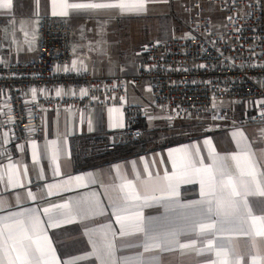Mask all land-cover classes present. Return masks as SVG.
I'll return each mask as SVG.
<instances>
[{
  "label": "snow or ice",
  "instance_id": "obj_1",
  "mask_svg": "<svg viewBox=\"0 0 264 264\" xmlns=\"http://www.w3.org/2000/svg\"><path fill=\"white\" fill-rule=\"evenodd\" d=\"M234 2V0H233ZM260 0H256L259 3ZM157 3H170V0H49L50 13L52 16L68 17L73 13H98L102 11L112 10L117 16L125 14L145 15L150 11V7ZM36 6V16L39 15L40 0H34ZM199 7V5H196ZM251 7V5H249ZM13 0H0V15L7 10L8 14L12 16ZM232 24L236 23L235 16L227 17ZM11 24H15L14 19H10ZM108 21H101L98 25L99 31L97 35L99 39L95 42L93 47L92 42L88 44V51H97L102 55L107 54V49L110 47L106 36L107 31L105 24ZM240 28L236 27L235 31L240 32ZM7 34V28L3 30ZM23 31L25 40L24 44L27 46V51L35 50V41L37 39L35 32H33L31 39H28L29 33ZM82 33L84 29H81ZM14 31L12 35L14 36ZM182 39L194 40L195 37L190 33L185 34ZM18 48L17 52L24 51L25 48L20 46L19 41H15ZM157 44L159 41L156 42ZM147 50V46H145ZM76 46L73 48L75 53ZM206 51V50H205ZM221 55L223 53L221 52ZM5 61L0 57V64ZM76 60L72 61V67L75 68ZM83 70V60L80 61ZM59 67V66H57ZM199 67L204 68L201 64ZM68 66L64 67V71H68ZM149 92L151 88L147 89ZM40 91H45L41 89ZM33 99L37 94V89H30ZM79 95L81 98L88 96V88L76 89L57 88L55 96L62 95ZM97 99V97H91ZM256 107L260 108V116L264 121V100L253 101ZM216 105L213 104V108ZM4 112L3 107H0V117L11 113ZM109 111H117L119 109H109ZM223 116H213V119H225ZM151 119V118H150ZM171 119V117H169ZM7 123L15 124L14 119L0 121V127ZM89 123V131L92 130L91 121ZM115 127H123L122 123H117ZM27 131H36L35 128H28ZM3 136V141L0 146L10 143L8 139L9 132L4 131L0 133ZM14 136L15 134L12 133ZM239 135L242 139L236 140L238 148L237 152L228 154H219L214 150V144L211 138L206 137L203 141L204 145L209 146L208 158L211 163L205 165V157L201 155L200 145L182 146L176 149H170L167 156H160L154 159L152 164L169 165L166 166L164 175L156 176L145 161L144 172L146 177L141 179V172L136 169V162L133 161L132 168L135 171V178L129 179L120 174L117 168V174L120 175L121 183L118 185V190L121 193L116 199L110 200V215L114 217V221H110L105 225V229L101 236L92 238V231L85 227L82 229L85 236L88 237L91 245V252L83 257H76L72 260L60 261L56 256L55 248L51 243V238L47 235L48 229L60 228L66 224L83 223L86 220H95L97 216H104L109 214L108 208L103 207L102 201L89 202L87 207H84L81 201L73 202L71 199L64 200L62 203L50 204L43 209L39 207H26L19 211L9 212L4 216H0V264H76L79 259H95L99 264H121V261L116 259V252L118 251L116 240L121 241L125 237L142 233L144 240L142 244L122 243V248L128 247H142L144 252L153 249L161 251H173L180 249L182 254L185 249H194L197 254L203 255L206 252L214 250H224L226 247H231L232 240L208 239L206 247L197 248V240L191 239L188 242H181V237L189 236L196 233L197 236L220 237L224 235L233 234L243 235L251 238L253 246L256 244V237L264 240V215H254L252 208L248 203L247 197L250 195L264 196V151H256L252 147V142H249L243 135L242 130L233 131V139ZM261 137H264V129L260 130ZM55 145L56 141L50 142ZM32 162L36 166V180H46L43 173L42 159L51 161L52 172L54 176H63L60 163V151L58 148H53L50 155L41 152L35 140L30 141ZM16 147L23 153L25 145L20 143ZM173 152L181 153L179 159L173 156ZM5 153L0 152V156ZM11 161V157H8ZM228 161L234 162V169L229 166ZM65 162H70L66 159ZM170 170H175V173L169 175ZM28 165H18L10 162L8 165H0V182L5 185L4 190L9 189H23L27 201H38L39 199H46L49 196L60 195V188L64 190H72L73 182L79 183L81 186H87L89 183H95L94 178L89 174L85 182V176H67L66 179L58 184L45 183L39 188V191H33L27 185L33 184V179L28 176ZM207 174L208 177V191H204V179L200 180L201 195L204 199L192 202H181L178 199V185L183 180L184 182H192L197 175ZM7 176V180H5ZM137 181L140 182L143 193L137 188ZM156 193L162 195L157 196ZM167 194L166 196L163 194ZM17 204L22 201L20 193L14 192ZM159 206L164 209L165 213H174L177 209L190 210L188 212H180L178 219L182 223L177 224L176 218L165 215L163 218L169 224L176 226H147V222L141 211L144 207ZM6 207H10L2 198H0V211H4ZM59 210V211H56ZM47 217L45 221L42 218ZM155 220L156 218H152ZM114 225L118 227H114ZM45 244L47 247L45 248ZM51 254L52 261L49 262L47 257ZM219 256L220 251L216 252ZM242 257L237 255L233 264H242ZM123 264H133L128 258H123ZM134 264H159L158 257L144 258L143 253H140L134 260ZM215 264V262H213ZM255 264V259H253Z\"/></svg>",
  "mask_w": 264,
  "mask_h": 264
},
{
  "label": "crops",
  "instance_id": "obj_2",
  "mask_svg": "<svg viewBox=\"0 0 264 264\" xmlns=\"http://www.w3.org/2000/svg\"><path fill=\"white\" fill-rule=\"evenodd\" d=\"M170 6L173 7L174 0H170ZM167 4L157 3L153 5L163 7ZM39 15L36 16V6L34 0H13V9L11 10L12 16L8 14V11L5 10L3 15H0V57L5 61V64L11 62H25L38 57L40 52V22L41 19L45 16H52L50 13V4L49 0H40L39 4ZM133 15V14H125ZM63 20L68 21L73 30L74 37L72 42V49L76 46L75 53L73 52V60L77 61L76 67L78 70H83L81 67L80 61L83 60L84 67L92 70L96 75L99 76H113V75H128L125 72L120 71L118 67L111 65L107 66L105 63H102L101 57L105 56L100 54L97 51H88V44L92 42L93 47H95V42L99 39L97 32L99 31L98 25L101 21H108L105 24L107 31L106 39L109 41L110 31L114 25L119 23V17L114 11H102L98 13H73L68 17H60ZM164 17L163 13L152 12L151 18L157 21H160ZM10 19L15 20V24H11ZM7 28V34L3 31ZM23 28L24 31L29 33L28 39H31L33 32L37 37L35 41V50L27 51V46L23 43L25 40L23 31L20 29ZM81 29H84L83 33ZM14 31V36L12 35ZM169 38V37H168ZM167 39V38H164ZM160 39V40H164ZM15 41L20 42V46L24 47V51L17 52L18 45ZM141 59L135 68V74L138 72ZM109 68H114L110 70ZM133 74V75H135ZM48 93H52L50 90ZM41 94L45 95L44 92L37 91L35 99H33L30 92L29 102L31 104H36ZM141 100V95L137 89L131 91L130 97L124 104H112L108 107L98 109L93 111L90 115L86 111L79 110L72 107H61V108H52V109H43V124L41 132L29 138L25 142H14L10 135L8 139L10 143L0 146V152L5 153L4 156H0V165H8L10 162L16 163L18 165L27 164L28 165V176L33 179V184L27 185L33 191H39V188L42 187L45 183L58 184L63 182L67 176H85V182L89 174L95 180V183H89L87 186H81L79 183L73 182L72 190L66 191L63 187L60 188V195L49 196L46 199H39L38 201H27L23 189H9L4 190L5 185L3 182H0V198H2L10 207H6L4 211H0V216H4L9 212L19 211L26 207H39L43 209L44 207L50 204L62 203L64 200L71 199L73 202L81 201L84 207H87L89 202L93 201H102L103 207L108 208L109 214L104 216H97L95 220H86L83 223L75 224H66L60 228H50L48 229L47 235L51 238V243L55 248L56 256L60 258V261L72 260L76 257H83L86 254L91 252V245L89 243L88 237L84 235L82 229L87 227L90 230H93L91 235L95 239L97 236H101L105 225L110 221H114V217L110 215V200L116 199L121 193L118 190V185L121 183L120 175L117 174V168H119L120 174L129 179L135 178V171H133L132 163L136 162V169L141 172V179L146 177V173L143 171L145 168V161L148 162L150 169L154 174V178L158 176H163L164 168L167 166L170 169L169 165L161 164H152L151 162L154 159H158L160 156H167L170 149L180 148L182 146L192 147L193 145H200L201 155L205 157V165L211 163L210 158H208L209 146L204 145L203 141L206 137L212 139L214 144V150L219 154H228L232 152H237L238 148L236 145V140H241V137L237 135L236 139H233V131L242 130L243 135L247 138L249 142H252V147L256 151H264V137H261L260 130L264 124L255 125V126H245L241 123L244 113L238 111V109L232 110V113L229 115V119L236 115L230 122L233 126L221 124L224 123L226 119H217L216 124L213 125V120L204 127L187 125L184 123L176 129V131H171L170 134L166 136H159L152 138L149 141L147 150L141 154L130 157L125 160L105 163L94 168L87 169H77L75 162V155L85 152L86 149L92 145L93 137H103L115 134L123 133L127 127V114L125 110V104L130 103L133 105H140L139 101ZM142 106V105H140ZM227 107L226 105H223ZM1 107V104H0ZM109 109H119L117 111H109ZM238 114V115H237ZM150 113L144 119L149 128H152L155 119H150ZM209 119V118H207ZM206 120V119H205ZM204 120V121H205ZM89 121H91L92 130L89 131ZM122 123L123 127H115L117 123ZM188 122L181 121L180 123ZM198 125V124H197ZM209 126V130L208 127ZM206 127V128H205ZM198 128V129H197ZM205 128L203 131L202 129ZM112 137V136H111ZM4 139V138H3ZM2 139V141H3ZM35 140L41 152L50 155L53 148H58L60 151V163L61 170L64 173L63 176H54L52 172L51 161L48 159H42L41 163L43 164V173L46 177V180H36V166L32 162L31 157V146L30 141ZM2 141L0 143H2ZM56 141V144L53 145L50 142ZM24 144L25 151L21 153L16 147L17 144ZM67 159L70 162H65ZM173 156L179 157L181 153L173 152ZM11 157V161L8 159ZM230 167L234 169V162L228 161ZM175 173V170H170L169 175ZM204 179V191H208V177L207 174L197 175L195 180L192 182H184L183 180L178 185L177 191L179 193L178 199L181 202H192L204 199L201 195V184L200 180ZM7 180V176H5ZM137 188L143 193V188L139 181H137ZM14 192H19L22 201L20 204H17ZM157 196L162 194L156 193ZM163 195H167L166 193ZM248 203L252 208L254 215H264V196L259 195H250L247 197ZM59 211V210H56ZM143 216L147 222V226L151 227H160V226H176L175 224H169L168 221L164 220V216L168 215L170 217L176 218V223H182L178 219L180 212H188L190 210H181L177 209L174 213H165L164 209L159 206L153 207H144L141 209ZM42 218L46 221L47 217H44L41 213ZM152 218H156L153 220ZM114 227H118L114 225ZM232 240L231 247H226L224 250H214L206 252L203 255L197 254L194 249H185L183 254L180 249H175L173 251H161L159 249H153L148 252H144L142 247H128L122 248V243H133V244H142L144 237L142 233H137L133 236L125 237L123 241L119 238L116 240V245L118 251L116 252V259L121 261L123 264V258H128L130 262H133L135 258L143 253L144 258L148 257H158L159 264H233L235 257L237 255L241 256L242 264H253V259H255V264H264V240H261L260 237H256V244L253 246L251 238L243 235L233 234L224 235L220 237L208 236H197L196 233H192L189 236L181 237V242H188L191 239L197 240V248L206 247L208 239L214 240ZM47 245L45 244V248ZM220 251L219 256L216 252ZM48 261H52V256L49 254L47 257ZM76 264H99L95 259H79Z\"/></svg>",
  "mask_w": 264,
  "mask_h": 264
},
{
  "label": "built area",
  "instance_id": "obj_3",
  "mask_svg": "<svg viewBox=\"0 0 264 264\" xmlns=\"http://www.w3.org/2000/svg\"><path fill=\"white\" fill-rule=\"evenodd\" d=\"M212 8L222 17L221 28L214 25ZM186 10L195 39H182V35L152 41L143 50L135 75L99 76L90 69L73 68L71 24L58 17H43L38 57L0 64V104L5 113L12 110L0 121L15 120L14 125L4 123L0 133L8 131L14 142H25L41 132L45 108L72 107L90 115L112 104H124L133 89L146 86L151 88L154 108L176 120L210 118L216 123L214 115L227 118L232 113V108L223 105L243 102L251 105L241 123L264 124L260 108L252 103L264 100V0H194ZM230 15L235 16V24L228 21ZM236 27L241 29L239 33ZM201 64L205 67H199ZM60 87L77 92L88 88L89 94L57 97L55 90ZM32 88L46 93L36 104L29 102ZM125 110L124 135L129 142L139 137V124L149 110L130 103L125 104ZM2 139L0 135V142Z\"/></svg>",
  "mask_w": 264,
  "mask_h": 264
},
{
  "label": "rangeland",
  "instance_id": "obj_4",
  "mask_svg": "<svg viewBox=\"0 0 264 264\" xmlns=\"http://www.w3.org/2000/svg\"><path fill=\"white\" fill-rule=\"evenodd\" d=\"M194 0H174L173 7L170 4H167L158 9L157 6L153 8L150 7V11L145 15H123L119 17V23L114 25L110 31L109 45L107 49V54L101 57L102 63H105L107 66L114 65L117 66L120 71H124L125 74L133 75L135 74V68L142 59V52L145 49V46H148L154 40H160L164 38H171L174 36H182L190 33L193 35V32L190 28L189 14L186 8ZM163 13L164 17L160 21L151 18L152 12ZM210 13L214 19V25L222 27L223 21L222 17L216 12L215 9H211ZM221 25V26H220ZM169 37V38H168ZM166 40V39H164ZM114 70V68H109ZM149 87H143L137 89L141 95V100L139 104L149 110L150 118L155 119V122L152 128L147 129L146 131H141L139 137L133 141L147 140L148 142L152 138L159 136H166L171 133V131H176L181 125L186 123L187 125L207 126L212 119H187V120H176L173 119L169 114L160 111L159 109L154 108L152 105V93L147 89ZM227 107L238 109L244 113L251 103L243 102H229L225 104ZM221 107L222 105H218ZM238 115V114H237ZM171 117V119H169ZM224 121L221 126H233L235 123H231L236 115H233L229 119ZM235 119V118H234ZM205 120V121H204ZM181 121H188L180 123ZM198 124V125H197ZM214 123L213 125H215ZM206 128V127H205ZM203 128L202 130L205 131ZM209 130V126L207 127ZM261 128L264 129V126ZM198 129V128H197Z\"/></svg>",
  "mask_w": 264,
  "mask_h": 264
},
{
  "label": "trees",
  "instance_id": "obj_5",
  "mask_svg": "<svg viewBox=\"0 0 264 264\" xmlns=\"http://www.w3.org/2000/svg\"><path fill=\"white\" fill-rule=\"evenodd\" d=\"M146 119L139 124L141 131L148 129ZM112 136V137H111ZM92 145L85 152L75 155L77 169H87L137 156L147 150L148 141L140 140L127 142L123 133H115L103 137H93Z\"/></svg>",
  "mask_w": 264,
  "mask_h": 264
}]
</instances>
